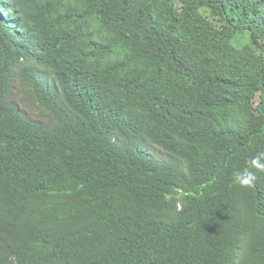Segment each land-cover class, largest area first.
I'll use <instances>...</instances> for the list:
<instances>
[{"label":"trees","instance_id":"1","mask_svg":"<svg viewBox=\"0 0 264 264\" xmlns=\"http://www.w3.org/2000/svg\"><path fill=\"white\" fill-rule=\"evenodd\" d=\"M260 37L264 0H0V264H264Z\"/></svg>","mask_w":264,"mask_h":264},{"label":"clouds","instance_id":"2","mask_svg":"<svg viewBox=\"0 0 264 264\" xmlns=\"http://www.w3.org/2000/svg\"><path fill=\"white\" fill-rule=\"evenodd\" d=\"M157 147V146H155ZM157 149L164 155V153L157 147ZM259 158H257L256 160L252 161V165L256 168L257 171H259L260 173H264V165L263 163H258ZM255 175L248 170H245L243 172L237 173L236 175V183L240 186V187H253L254 186V182H255Z\"/></svg>","mask_w":264,"mask_h":264},{"label":"rangeland","instance_id":"3","mask_svg":"<svg viewBox=\"0 0 264 264\" xmlns=\"http://www.w3.org/2000/svg\"><path fill=\"white\" fill-rule=\"evenodd\" d=\"M259 42H264L263 38L260 37ZM149 154L157 161H164L165 160V155H163L158 149L157 147H151ZM264 165V163H263Z\"/></svg>","mask_w":264,"mask_h":264}]
</instances>
